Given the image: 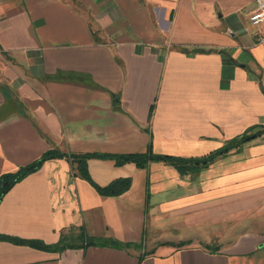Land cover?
Returning <instances> with one entry per match:
<instances>
[{
    "label": "crops",
    "instance_id": "crops-1",
    "mask_svg": "<svg viewBox=\"0 0 264 264\" xmlns=\"http://www.w3.org/2000/svg\"><path fill=\"white\" fill-rule=\"evenodd\" d=\"M255 0H0V177L57 150L0 200V234L132 242L50 250L0 239V264H264V21ZM205 167L73 153L199 157ZM245 219L244 231L227 228ZM251 221L249 226V220ZM181 241L186 244L177 245ZM141 257V259H140Z\"/></svg>",
    "mask_w": 264,
    "mask_h": 264
},
{
    "label": "trees",
    "instance_id": "trees-1",
    "mask_svg": "<svg viewBox=\"0 0 264 264\" xmlns=\"http://www.w3.org/2000/svg\"><path fill=\"white\" fill-rule=\"evenodd\" d=\"M261 131L258 132H246L239 138H235L231 140L228 144L224 145L223 147L214 150L206 155L199 156V157H182V156H175L171 154H158L153 152L151 149L146 153H126V154H108V153H73L70 155L72 162L76 165L77 170L80 174L91 181L98 191L102 194L108 195H116L120 194L125 191L131 183L130 178H120L114 180L110 184L106 186H99L93 182L90 173L87 168V160L89 157L99 156V157H107L115 159L117 163L121 164L127 161H134L139 166H144L150 160H160L165 161L167 163L173 164L176 166L181 173H187L194 168L197 167H205L215 161L219 156L226 154L230 151L233 146L240 144L241 142L250 140L254 137L261 135ZM62 153L57 150H50L44 153L38 160L20 167L17 171L11 173L2 174L0 177V200L2 199L3 195L19 180L24 178L29 173L37 170L42 163L51 157L60 156ZM0 239H7L14 243H25L39 248H45L50 250H63L69 246H78L76 244H72L67 240V235H62L61 240L55 245H47L39 240H26L18 237L7 236L0 234ZM80 239L82 243L80 245H108L114 247H126L129 248L133 245H136L132 242H119L112 238H98L94 236H88L84 231L80 234ZM187 241H181L177 243V245L186 244ZM141 259V257H140Z\"/></svg>",
    "mask_w": 264,
    "mask_h": 264
},
{
    "label": "rangeland",
    "instance_id": "rangeland-1",
    "mask_svg": "<svg viewBox=\"0 0 264 264\" xmlns=\"http://www.w3.org/2000/svg\"><path fill=\"white\" fill-rule=\"evenodd\" d=\"M244 220L245 219H240V218H234L229 224H227V228H232V229H235V231L236 232H241V231H244L245 230V228L246 227H248V225H246L245 223H244ZM250 221V223H249V226L251 225V221L253 222H255V220L254 219H250L249 220ZM79 239H80V234H77V232L76 233H72V234H68L67 235V240L69 241H79Z\"/></svg>",
    "mask_w": 264,
    "mask_h": 264
},
{
    "label": "built area",
    "instance_id": "built-area-1",
    "mask_svg": "<svg viewBox=\"0 0 264 264\" xmlns=\"http://www.w3.org/2000/svg\"><path fill=\"white\" fill-rule=\"evenodd\" d=\"M250 21L255 25L264 21V0H255V8L250 13Z\"/></svg>",
    "mask_w": 264,
    "mask_h": 264
}]
</instances>
